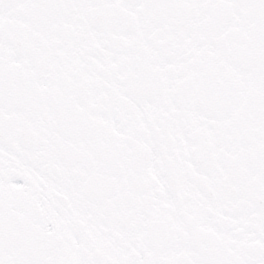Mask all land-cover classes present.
I'll list each match as a JSON object with an SVG mask.
<instances>
[{"label":"snow or ice","instance_id":"6c2138e0","mask_svg":"<svg viewBox=\"0 0 264 264\" xmlns=\"http://www.w3.org/2000/svg\"><path fill=\"white\" fill-rule=\"evenodd\" d=\"M0 264H264V0H0Z\"/></svg>","mask_w":264,"mask_h":264}]
</instances>
